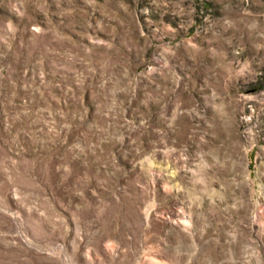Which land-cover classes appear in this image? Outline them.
<instances>
[{
	"label": "rangeland",
	"instance_id": "374dc122",
	"mask_svg": "<svg viewBox=\"0 0 264 264\" xmlns=\"http://www.w3.org/2000/svg\"><path fill=\"white\" fill-rule=\"evenodd\" d=\"M0 264H264V0H0Z\"/></svg>",
	"mask_w": 264,
	"mask_h": 264
}]
</instances>
